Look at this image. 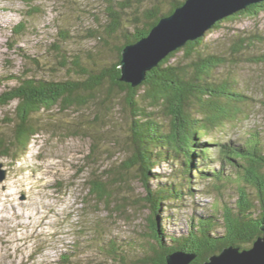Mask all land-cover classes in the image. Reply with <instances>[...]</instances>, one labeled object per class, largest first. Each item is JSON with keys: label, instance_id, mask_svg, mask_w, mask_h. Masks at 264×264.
I'll return each mask as SVG.
<instances>
[{"label": "trees", "instance_id": "obj_1", "mask_svg": "<svg viewBox=\"0 0 264 264\" xmlns=\"http://www.w3.org/2000/svg\"><path fill=\"white\" fill-rule=\"evenodd\" d=\"M185 2L126 0L120 8L111 4L106 10L107 22L100 25L103 31H95L93 37L98 38L106 52H117V62H107L102 69L94 63L85 68L83 60L94 61L93 55L84 58L60 55L59 65L69 69L71 78L60 81L14 74L5 78L16 85L0 93V108L17 103L14 117L8 122L12 135L0 134V158L11 159L18 152L27 153L41 132L38 115L84 113L91 107L95 114L85 124L89 129L97 127L89 134L93 146L88 158L94 159L103 137H111L113 144L121 143L119 135L111 132L119 124L116 111L124 110L130 120L128 158L103 172L105 175L91 172L86 180L85 202L92 200L122 214L125 200L123 203L116 200L117 188L136 172L146 193L142 202L151 210L148 221L152 242L144 248L145 264H167L166 257L176 251L197 255L192 264H201L226 247L249 249L263 235L264 135L258 131L240 140L221 141L216 134L235 127L252 101L234 80L217 79L221 69L240 63V56L254 45L251 37L239 36L230 47L232 55L226 56L205 45L206 34L170 54L148 73L142 85L134 88L120 80L123 50L147 37L162 18L172 15ZM262 13L264 2L221 20L209 32L220 29L226 21L246 15L258 18ZM24 29L21 25L13 33L21 35ZM56 49L60 51L61 47ZM73 74L78 77L73 78ZM104 130L107 135H103ZM163 163L171 165L173 172L166 176L153 173ZM195 179L198 184H205L202 193L215 198L212 213L194 217L190 230L174 236L172 244H168L160 219L162 212L171 205L173 209L183 208L188 196L195 195ZM152 181L158 182L155 188ZM218 194L236 199L235 205L229 206ZM220 227L224 229L223 235L216 232ZM128 242V248L132 249ZM103 250L118 254L112 243L110 250ZM70 261L69 256L63 255L60 262Z\"/></svg>", "mask_w": 264, "mask_h": 264}, {"label": "rangeland", "instance_id": "obj_2", "mask_svg": "<svg viewBox=\"0 0 264 264\" xmlns=\"http://www.w3.org/2000/svg\"><path fill=\"white\" fill-rule=\"evenodd\" d=\"M125 1L0 0V93L16 85L5 78L14 74L60 81L71 78L69 69L59 65L60 55H93L94 61L83 60L85 68L94 63L102 69L107 62H117V52H106L93 33L103 31L100 25L107 22V7L117 4L120 8ZM21 25L25 26L23 33L15 35L13 31ZM245 35L254 45L240 56L236 67L221 69L217 79L234 80L252 101L235 127L216 132L221 141L240 140L258 131L264 135V13L258 18L246 15L224 22L220 29L207 33L205 45L229 56L233 42ZM16 105L0 108V134L12 135L8 122L14 117ZM94 114L90 107L84 113L38 115L41 132L27 153L0 158L2 170L6 171L5 180H0V264H63V255L71 258L69 264H145L144 248L152 242L148 221L151 210L142 202L146 193L136 172L117 188L116 200H125L122 214L92 200L85 202L86 180L91 172L105 175L103 172L128 158L130 120L124 110L116 111L119 129L111 132L119 135L121 143L113 144L111 137H103L96 157L88 158L93 146L89 134L97 127L89 129L85 122ZM155 172L166 176L173 168L163 163ZM195 182V195L188 196L183 208L173 209L171 205L162 212L160 219L168 244H172L174 236L190 230L194 217L212 213L215 198L201 192L206 188L204 183ZM157 184L151 182L153 188ZM218 197L223 198L220 194ZM224 199L229 206L235 205L236 199ZM216 232L223 235L224 229L220 227ZM111 243L117 255L103 250H110Z\"/></svg>", "mask_w": 264, "mask_h": 264}, {"label": "water", "instance_id": "obj_3", "mask_svg": "<svg viewBox=\"0 0 264 264\" xmlns=\"http://www.w3.org/2000/svg\"><path fill=\"white\" fill-rule=\"evenodd\" d=\"M264 0H186L183 6L164 17L150 34L122 53L121 81L134 88L142 85L148 73L157 68L170 54L189 42L204 37L218 22ZM6 171L0 165V180ZM263 235L249 249L230 246L201 264H264ZM197 255L176 251L166 257L167 264H192Z\"/></svg>", "mask_w": 264, "mask_h": 264}]
</instances>
